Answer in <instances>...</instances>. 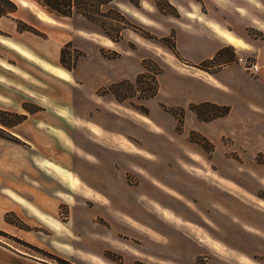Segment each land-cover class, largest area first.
<instances>
[{
  "label": "rangeland",
  "instance_id": "374dc122",
  "mask_svg": "<svg viewBox=\"0 0 264 264\" xmlns=\"http://www.w3.org/2000/svg\"><path fill=\"white\" fill-rule=\"evenodd\" d=\"M13 1L0 19V264H264V34L245 9L264 21V0H115L95 22ZM217 23L256 42L182 56L210 53L203 26L229 32Z\"/></svg>",
  "mask_w": 264,
  "mask_h": 264
},
{
  "label": "trees",
  "instance_id": "16d2710c",
  "mask_svg": "<svg viewBox=\"0 0 264 264\" xmlns=\"http://www.w3.org/2000/svg\"><path fill=\"white\" fill-rule=\"evenodd\" d=\"M43 8H45L50 13H55L59 16H72L73 14H79L86 18L87 20L95 22L97 19L94 15L97 11H101L102 6H110L115 0H36ZM17 9V4L13 0H0V19L4 16H7L9 13L14 12ZM108 10L112 12L115 11L122 21L127 20L125 14L117 9L109 7ZM127 28L122 26L117 30V36L110 38L118 42L122 38L123 30ZM205 103V102H204ZM209 103V102H208ZM201 105V104H200ZM230 108L220 114H217L216 117L224 116L228 114Z\"/></svg>",
  "mask_w": 264,
  "mask_h": 264
},
{
  "label": "crops",
  "instance_id": "0c3cea01",
  "mask_svg": "<svg viewBox=\"0 0 264 264\" xmlns=\"http://www.w3.org/2000/svg\"><path fill=\"white\" fill-rule=\"evenodd\" d=\"M177 7H178V10L180 11V14H181V17H182V15H183V13L185 12V11H187L188 9L187 8H185L183 5H178V4H175ZM180 7H182V9L180 10ZM245 9L247 10V12L248 13H251V15H253V20H255V22L253 21L252 23H248V25H252L253 27H255L256 29H258V30H260V31H262L263 32V34H264V21H260V22H258L256 19H255V17H256V15L254 14V13H252V10H249V8L248 7H245ZM243 9L242 8H240V7H236L235 8V10H233L234 11V15L237 17V19L238 18H241V11H242ZM189 11V10H188ZM210 20V19H209ZM240 20V19H239ZM218 24V23H217ZM247 24V23H246ZM218 25H220V24H218ZM222 28H224L225 30H227V31H229V32H231V33H233V34H235L238 38H240L241 40H243L248 46L250 45H252V41L253 42H256V40H249L248 38H246V36L245 35H242L241 33H240V31H237L235 28H231V27H224V26H222V25H220ZM211 26H203V30H204V32L202 33V34H208L209 36H211V38L213 39V47H211L212 48V51L210 52V53H208V52H204V53H201V54H199L197 57H193V56H188V55H182V56H184L185 58H190L193 62H204V61H206V60H209V59H212L219 51H221L224 47H225V45H229V42L227 41V40H225V38H221L214 30H213V28L211 27ZM179 29H181L180 27H179ZM181 30H184V29H181ZM184 31H186V30H184ZM187 32V31H186ZM188 33H191V34H194L193 32H188ZM263 43L261 44V45H256L257 46V50H259L260 52H262L263 53V55H264V39H262L261 40ZM244 49V48H243ZM232 65H234V63L232 64H230V65H227L225 68H223V69H226V68H230ZM263 66V69H262V71L260 72V74H259V76H258V78H256V80H258V79H260V80H263L264 81V64L262 65ZM240 67V66H239ZM238 67V68H239ZM238 72H240V73H242V75H244V76H246V77H249V78H251L250 76H248V74L247 73H245L243 70H242V68L240 67L239 68V70H238ZM209 75H210V73H208ZM211 76H213L212 74H211ZM214 85H216L215 83H214ZM215 87H217V86H215ZM204 102H211V103H216V104H218V105H221L222 103L221 102H219V101H214V100H203ZM222 264H228V263H222Z\"/></svg>",
  "mask_w": 264,
  "mask_h": 264
},
{
  "label": "bare ground",
  "instance_id": "6f19581e",
  "mask_svg": "<svg viewBox=\"0 0 264 264\" xmlns=\"http://www.w3.org/2000/svg\"><path fill=\"white\" fill-rule=\"evenodd\" d=\"M217 29L222 33L223 37L225 38V40H227L229 42V44H232V45L239 47V48H246L247 47V44L243 40L238 38L235 34L230 33V32H225L222 29H220L219 27H217ZM77 185H79V178L75 177L73 179L72 186L77 187Z\"/></svg>",
  "mask_w": 264,
  "mask_h": 264
},
{
  "label": "flooded vegetation",
  "instance_id": "af4514ba",
  "mask_svg": "<svg viewBox=\"0 0 264 264\" xmlns=\"http://www.w3.org/2000/svg\"><path fill=\"white\" fill-rule=\"evenodd\" d=\"M207 196H208V197H207L208 205H207L206 207H203V208H204V210H206L205 212L208 213L209 211L211 212V208H212V206H211V205H212L211 202H212L213 200L211 199V198H212L211 196H209V195H207ZM178 198H179V197H178ZM179 199H180V198H179ZM207 202H205V203H207ZM187 203H189V202H187ZM205 203H204V204H205ZM202 204H203V203H202ZM187 206H188L187 208H189V209L192 210V208L189 206V204H187ZM197 214H198V216H199V217L197 218V219L199 220V224H201V225H204V224L209 225V224H210V223L208 222V221H210V220H209V218H207V217L205 216V213H204V212H203V216H201L200 213H197ZM204 216H205L206 218H205ZM193 218H194V220L196 219L195 217H193ZM195 221H196V220H195ZM204 226H205V225H204Z\"/></svg>",
  "mask_w": 264,
  "mask_h": 264
},
{
  "label": "built area",
  "instance_id": "2783aa9c",
  "mask_svg": "<svg viewBox=\"0 0 264 264\" xmlns=\"http://www.w3.org/2000/svg\"><path fill=\"white\" fill-rule=\"evenodd\" d=\"M242 61V59H240ZM246 69H248L251 73H258L260 71L259 65L258 64H252L250 66H247Z\"/></svg>",
  "mask_w": 264,
  "mask_h": 264
}]
</instances>
